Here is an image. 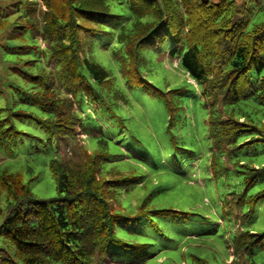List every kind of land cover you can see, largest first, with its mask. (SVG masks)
I'll return each instance as SVG.
<instances>
[{
	"label": "trees",
	"instance_id": "obj_1",
	"mask_svg": "<svg viewBox=\"0 0 264 264\" xmlns=\"http://www.w3.org/2000/svg\"><path fill=\"white\" fill-rule=\"evenodd\" d=\"M2 1L7 5H0V95L10 88L21 104L41 113L19 109L0 119V144L26 134L13 117L31 119L50 142L55 140L59 156L51 161L56 198L38 199L19 175H0L10 211L0 224V264H114L121 259L140 264L151 258V245L120 237L118 228L184 223L180 216L188 212L174 209L141 206L134 215L121 212L118 185L136 177L105 170L113 138L97 116L118 118L115 107L131 102L129 90L161 96L172 118L184 107L186 88L160 92L145 78L146 49L160 51L169 44L170 55L200 88L213 167L221 168L225 155L230 159L247 145L264 143V121L255 122L251 114L264 106V24L249 29L261 0ZM237 15L242 19L231 29ZM9 53L14 58L6 60ZM78 132L96 139L99 147L89 149ZM61 144L70 147L65 156L59 153ZM238 166L244 168L238 171L244 174V189L228 203L242 226L229 264H264L256 261L264 252V232L242 229L264 201V188L249 194L264 180V165Z\"/></svg>",
	"mask_w": 264,
	"mask_h": 264
},
{
	"label": "rangeland",
	"instance_id": "obj_2",
	"mask_svg": "<svg viewBox=\"0 0 264 264\" xmlns=\"http://www.w3.org/2000/svg\"><path fill=\"white\" fill-rule=\"evenodd\" d=\"M0 5L7 3L0 0ZM252 15L249 29L264 24V0L260 6H254ZM170 50L169 44L160 51L144 50L142 71L160 92L186 88L183 109L172 118L161 96L134 88L128 91L131 102L115 107L118 118L105 115L107 118L97 116V119L113 138L109 144L111 159L105 170L109 175L118 172L136 177L118 185L116 201L121 212L134 215L144 206L147 210L174 209L188 214L180 216L184 223L179 227L161 221L160 228L128 224L118 228V235L128 241L151 245V258L140 264H229L233 259L234 235L242 226L228 203L244 189V174L238 172L244 168L238 165L263 166L264 143L247 145L230 159L225 155L220 159L221 168L218 163L213 167L206 123L208 110L200 88L189 78L178 57L170 55ZM12 58V54H6V60ZM102 63L106 66L107 60ZM0 108L4 109L0 119L19 109L41 113L33 106L21 104L10 88L0 95ZM87 110L93 113L92 107ZM251 114L261 124L264 106L256 107V113ZM12 119L17 129L26 134L19 136L15 143L0 144V175H19L38 199L58 197L51 171V161L59 156L57 143L50 142L43 129L31 119ZM77 135L89 149L99 147L96 139L87 138L82 132ZM248 138L251 136L241 137L240 144ZM69 150L70 147L61 144L59 153L65 156ZM263 188L264 180H260L249 194L254 195ZM9 213L7 193L0 186V224ZM243 225L242 229L264 232V201ZM263 260L264 252L256 258L258 262ZM114 264L133 263L121 259Z\"/></svg>",
	"mask_w": 264,
	"mask_h": 264
},
{
	"label": "water",
	"instance_id": "obj_3",
	"mask_svg": "<svg viewBox=\"0 0 264 264\" xmlns=\"http://www.w3.org/2000/svg\"><path fill=\"white\" fill-rule=\"evenodd\" d=\"M205 3H208L209 1L208 0H204ZM242 17L240 15H237L235 16L233 19H232V26H231V29H233V27L236 25V23L241 20Z\"/></svg>",
	"mask_w": 264,
	"mask_h": 264
}]
</instances>
